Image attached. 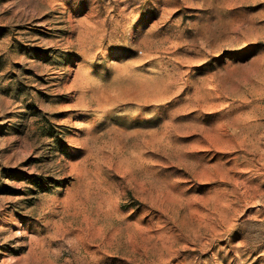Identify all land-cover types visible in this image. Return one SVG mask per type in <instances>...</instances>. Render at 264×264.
I'll return each mask as SVG.
<instances>
[{
    "label": "rangeland",
    "instance_id": "obj_1",
    "mask_svg": "<svg viewBox=\"0 0 264 264\" xmlns=\"http://www.w3.org/2000/svg\"><path fill=\"white\" fill-rule=\"evenodd\" d=\"M0 264H264V0H0Z\"/></svg>",
    "mask_w": 264,
    "mask_h": 264
}]
</instances>
